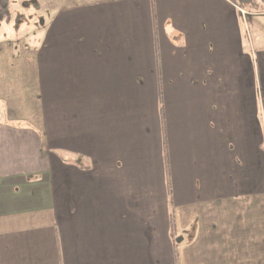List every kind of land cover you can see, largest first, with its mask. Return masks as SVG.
I'll list each match as a JSON object with an SVG mask.
<instances>
[{
  "label": "crops",
  "instance_id": "0c3cea01",
  "mask_svg": "<svg viewBox=\"0 0 264 264\" xmlns=\"http://www.w3.org/2000/svg\"><path fill=\"white\" fill-rule=\"evenodd\" d=\"M90 4L39 49L0 39V264H264V133L211 83L239 6Z\"/></svg>",
  "mask_w": 264,
  "mask_h": 264
},
{
  "label": "rangeland",
  "instance_id": "374dc122",
  "mask_svg": "<svg viewBox=\"0 0 264 264\" xmlns=\"http://www.w3.org/2000/svg\"><path fill=\"white\" fill-rule=\"evenodd\" d=\"M94 1L96 0H11L12 19L0 24V39L12 41L15 46L19 45L21 39L26 41L27 46L39 49L44 45L49 27L53 21H57L59 13L91 5ZM231 1L236 3L241 11L236 12V16L241 21V45L246 53L240 60L229 63L228 71H224L222 77H213L211 83L213 87H221L223 91H247L246 100H241L252 104L259 122L258 130L256 131L253 125V131L258 133V136H263V81L257 79L254 54L264 50V0ZM71 16L75 17L69 13L62 15L61 20L67 17L71 20ZM56 25L57 23L53 27L52 38L55 37ZM48 45L47 43L45 46ZM227 53L232 52L227 50ZM0 118H4V111H0ZM259 148L263 151L261 140Z\"/></svg>",
  "mask_w": 264,
  "mask_h": 264
},
{
  "label": "trees",
  "instance_id": "16d2710c",
  "mask_svg": "<svg viewBox=\"0 0 264 264\" xmlns=\"http://www.w3.org/2000/svg\"><path fill=\"white\" fill-rule=\"evenodd\" d=\"M10 5H11V0H0V24L3 22H8L12 19ZM163 144H164V154L166 155V157H165L166 170L168 173L169 172V163H168V159H167V144H166L165 136H164ZM167 183H168V191H169V189H170L169 179H168Z\"/></svg>",
  "mask_w": 264,
  "mask_h": 264
}]
</instances>
